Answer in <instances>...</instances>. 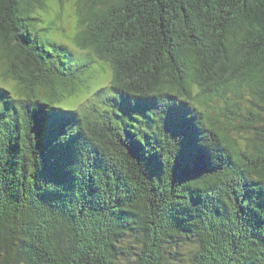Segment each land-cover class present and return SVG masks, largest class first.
<instances>
[{
  "label": "trees",
  "instance_id": "16d2710c",
  "mask_svg": "<svg viewBox=\"0 0 264 264\" xmlns=\"http://www.w3.org/2000/svg\"><path fill=\"white\" fill-rule=\"evenodd\" d=\"M0 264H264V0H0Z\"/></svg>",
  "mask_w": 264,
  "mask_h": 264
},
{
  "label": "rangeland",
  "instance_id": "374dc122",
  "mask_svg": "<svg viewBox=\"0 0 264 264\" xmlns=\"http://www.w3.org/2000/svg\"><path fill=\"white\" fill-rule=\"evenodd\" d=\"M75 30L76 27L73 18L67 17L65 15V12L63 11L60 20H56V22L54 23L52 35L55 36L59 42L67 44L73 53L81 55L84 51L74 46L70 41L71 36L73 35ZM96 65L98 67L97 63Z\"/></svg>",
  "mask_w": 264,
  "mask_h": 264
}]
</instances>
